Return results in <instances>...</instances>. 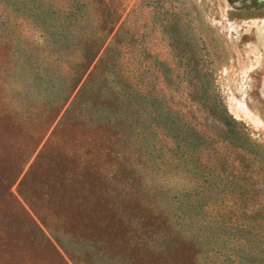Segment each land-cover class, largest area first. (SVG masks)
I'll use <instances>...</instances> for the list:
<instances>
[{
    "label": "rangeland",
    "instance_id": "rangeland-1",
    "mask_svg": "<svg viewBox=\"0 0 264 264\" xmlns=\"http://www.w3.org/2000/svg\"><path fill=\"white\" fill-rule=\"evenodd\" d=\"M118 2L153 96L132 133L18 118L8 88L38 78L19 92L0 56V264H264V0Z\"/></svg>",
    "mask_w": 264,
    "mask_h": 264
},
{
    "label": "trees",
    "instance_id": "trees-1",
    "mask_svg": "<svg viewBox=\"0 0 264 264\" xmlns=\"http://www.w3.org/2000/svg\"><path fill=\"white\" fill-rule=\"evenodd\" d=\"M5 5H18L23 13L18 14L22 24L0 26V56H8L7 73L20 85L19 92L25 93L33 88L34 76L38 78L32 100L23 96L15 100L18 90L8 88L18 118H33L39 100L50 108L48 115L53 121L69 117L70 122L84 123L89 129L124 136L134 132L139 121L143 125L151 117L153 96L139 82L144 66L136 65L142 56L139 52L138 57L132 56L135 37L122 20L123 7L118 0H0V6ZM14 11L11 8V13ZM31 56L34 66L24 61ZM94 99L101 109L92 114L87 106ZM235 123L232 118L222 121L227 128ZM187 129L171 134V147L181 150L193 142Z\"/></svg>",
    "mask_w": 264,
    "mask_h": 264
},
{
    "label": "bare ground",
    "instance_id": "bare-ground-1",
    "mask_svg": "<svg viewBox=\"0 0 264 264\" xmlns=\"http://www.w3.org/2000/svg\"><path fill=\"white\" fill-rule=\"evenodd\" d=\"M263 35H264V31H263Z\"/></svg>",
    "mask_w": 264,
    "mask_h": 264
}]
</instances>
